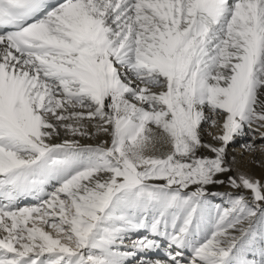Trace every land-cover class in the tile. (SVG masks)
I'll return each instance as SVG.
<instances>
[{"label":"snow or ice","instance_id":"snow-or-ice-1","mask_svg":"<svg viewBox=\"0 0 264 264\" xmlns=\"http://www.w3.org/2000/svg\"><path fill=\"white\" fill-rule=\"evenodd\" d=\"M237 142L264 153V0H0V264H264Z\"/></svg>","mask_w":264,"mask_h":264},{"label":"bare ground","instance_id":"bare-ground-1","mask_svg":"<svg viewBox=\"0 0 264 264\" xmlns=\"http://www.w3.org/2000/svg\"><path fill=\"white\" fill-rule=\"evenodd\" d=\"M207 139V137L205 138ZM242 149L240 148V142H237L235 149L229 150V155H235L237 163L233 166L234 171L231 173L232 175H235V170H239L244 172L246 175L251 176L255 179H259L261 181H264V153L257 152L254 155H245L241 157ZM255 161V162H253ZM226 179V177H223ZM212 192H220V193H227L231 192L233 194H236V191L233 189L228 188L227 186H212L209 189ZM212 202L214 204L220 205L221 207H227V199H220L219 197H212ZM32 201L31 198L24 199L21 201V206L24 202ZM236 234V233H233ZM135 237V234H134ZM156 255V253H149L147 256H153ZM148 259V257H145Z\"/></svg>","mask_w":264,"mask_h":264},{"label":"rangeland","instance_id":"rangeland-1","mask_svg":"<svg viewBox=\"0 0 264 264\" xmlns=\"http://www.w3.org/2000/svg\"><path fill=\"white\" fill-rule=\"evenodd\" d=\"M45 230L50 231V229H47V228Z\"/></svg>","mask_w":264,"mask_h":264}]
</instances>
